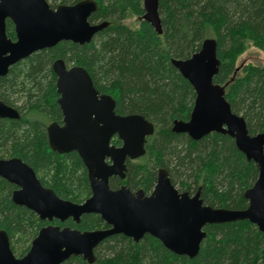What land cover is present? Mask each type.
<instances>
[{
	"label": "trees",
	"instance_id": "trees-1",
	"mask_svg": "<svg viewBox=\"0 0 264 264\" xmlns=\"http://www.w3.org/2000/svg\"><path fill=\"white\" fill-rule=\"evenodd\" d=\"M46 1L56 8L82 0ZM93 1L97 10L89 23L107 22L108 26L89 44L60 42L16 63L0 77V101L19 113V119L0 118V159H21L44 187L63 200L82 203L90 196L86 170L77 154L54 152L46 135L49 123L62 120L52 68L62 60L66 66L86 70L96 90L114 100L117 114H137L154 126L144 155L126 161L125 178H111L112 189L125 185L148 194L157 170L163 168L181 191L199 190L204 205L245 209L243 193L255 183L258 172L233 140L212 133L193 141L171 132L173 121L189 119L195 97L171 60H186L204 40H214L219 66L213 83L222 89L231 111L243 117L248 134L263 133L264 67H237L236 61L248 44L264 53V0H158L161 35L142 20V0ZM130 17L137 18V27L124 24ZM6 35L15 40L9 20ZM112 144L120 142L114 138ZM14 189L0 178V229L8 235L12 253L20 258L48 223L13 204ZM51 224L81 232L107 228L97 215H84L78 224L72 220ZM204 231L206 237L193 259L174 255L147 235L138 243L116 235L94 249L93 264H264L262 235L248 221L209 225ZM62 264L88 263L71 257Z\"/></svg>",
	"mask_w": 264,
	"mask_h": 264
},
{
	"label": "water",
	"instance_id": "water-1",
	"mask_svg": "<svg viewBox=\"0 0 264 264\" xmlns=\"http://www.w3.org/2000/svg\"><path fill=\"white\" fill-rule=\"evenodd\" d=\"M142 6V20L161 35L158 0H142ZM96 10L93 0L56 8L46 0H0V77L16 63L60 42L89 44L108 26L107 22L89 23ZM7 20L14 27V41L6 35ZM171 65L195 95L189 119L173 121L171 132L185 134L193 141L212 133L232 139L258 172L255 183L243 193L247 207L231 210L206 206L199 190L190 196L175 189L163 168L157 170L155 185L148 195L141 190L133 192L125 185L112 189L111 178H125L126 161L144 155L154 126L137 114H117L114 100L96 90L86 70L57 60L52 68L62 121L49 123L46 135L54 152L77 154L86 170L90 196L82 203L63 200L44 187L21 159H0V178L15 187L12 203L48 223L20 258L12 253L8 235L0 229V264H62L71 257L93 264L94 249L116 235L134 243L147 235L174 255L193 259L206 237V226L239 221L254 225L264 245V132L249 135L243 117L231 111L222 89L213 83L219 66L214 40H204L198 52L186 60L172 59ZM0 118L19 119V113L0 101ZM114 138L119 146L112 144ZM84 215L99 216L107 228L81 232L51 224L68 219L78 224Z\"/></svg>",
	"mask_w": 264,
	"mask_h": 264
},
{
	"label": "rangeland",
	"instance_id": "rangeland-1",
	"mask_svg": "<svg viewBox=\"0 0 264 264\" xmlns=\"http://www.w3.org/2000/svg\"><path fill=\"white\" fill-rule=\"evenodd\" d=\"M124 24H126L127 26L131 28H135L138 25V21H137V18L130 17L124 21ZM245 65H254V66L264 67V53L259 51L257 48L253 47L251 44H248L245 51L238 57L236 61L237 67H242ZM174 187L180 192H186V191H181L180 185L178 182L175 183ZM189 194L193 195L194 193H189Z\"/></svg>",
	"mask_w": 264,
	"mask_h": 264
},
{
	"label": "flooded vegetation",
	"instance_id": "flooded-vegetation-1",
	"mask_svg": "<svg viewBox=\"0 0 264 264\" xmlns=\"http://www.w3.org/2000/svg\"><path fill=\"white\" fill-rule=\"evenodd\" d=\"M61 121H62V120H61ZM51 123H52V122H51ZM187 193H188V192H187ZM148 194H149V193H148ZM148 194H145V195H148ZM194 194H195V193H194ZM194 194H193V195H194ZM189 195H190V194H189ZM193 195H190V196H193ZM68 220H71V219H68ZM68 220H67V221H68Z\"/></svg>",
	"mask_w": 264,
	"mask_h": 264
}]
</instances>
